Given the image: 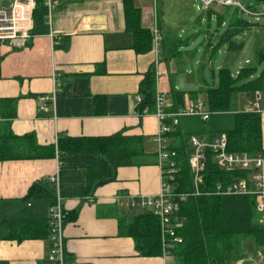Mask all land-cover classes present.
<instances>
[{
    "label": "crops",
    "instance_id": "0c3cea01",
    "mask_svg": "<svg viewBox=\"0 0 264 264\" xmlns=\"http://www.w3.org/2000/svg\"><path fill=\"white\" fill-rule=\"evenodd\" d=\"M58 2L51 21L47 14L37 21L33 12L32 37L26 47L0 45V112L7 116L0 122L9 121L18 136L33 134L38 145L53 147L54 153L51 157L0 161V223L25 219L47 223L55 198L50 178L57 175L66 211L64 242L68 263L175 264L171 255L141 256L134 238L119 230L117 215L128 210L116 201V196L157 195L161 190L159 145L155 140L157 105L141 111L137 101L141 83L154 68L156 96H166V111L182 110L199 100V94L206 95L209 50L213 49L209 63L214 67L219 57L215 51L220 46L218 53L224 57L217 68L220 72L228 67L236 78L239 70L252 65L249 59L247 66L238 61L245 44L243 31L253 32L257 58L264 25L251 22L252 15L236 7L216 5L204 11L199 4L191 5L190 0H175L173 13L156 0H134L142 13L141 25L151 31L153 38L152 49L138 53L132 48L134 35L127 30L123 0ZM194 6L202 10L203 16L199 18L192 11ZM212 17H217L220 25H228V29L217 47L213 44L217 37L211 38L196 71L189 68V61L199 53V22L211 21ZM235 25L239 34L234 32ZM205 37L209 39L208 32ZM181 77L194 88L182 89ZM233 111L260 113L264 149V85L235 94ZM182 123L187 120L183 118ZM119 133L132 138L131 145L137 153L141 145L142 153L131 156L133 164L119 166L115 178L106 182H101L103 156L99 152H61L58 147L60 138H98ZM35 184L41 196L29 198ZM49 249V235L23 241L0 239V264H47Z\"/></svg>",
    "mask_w": 264,
    "mask_h": 264
},
{
    "label": "trees",
    "instance_id": "16d2710c",
    "mask_svg": "<svg viewBox=\"0 0 264 264\" xmlns=\"http://www.w3.org/2000/svg\"><path fill=\"white\" fill-rule=\"evenodd\" d=\"M123 1L127 30L134 35L132 48L138 53L150 51L153 38L151 31L141 25V10L135 6L134 0ZM259 1L264 2V0ZM246 5L252 11H257L254 5L249 3ZM210 10L211 8L208 11ZM47 12L43 0H38L34 11L37 21L46 17ZM234 28L235 34H239L236 25ZM257 53V62H263L264 46H260ZM255 70L256 65L253 64L244 67L236 78L232 76L228 67L220 70L218 84L207 86L205 89L207 109L211 112L209 119L184 116L173 128L170 133L171 147L177 154L176 161L180 167L177 176L178 192L192 193L194 189V174L189 164L191 152L189 141L194 135L205 136L207 140L212 141L224 133L229 151L246 152L250 156L261 155L264 158L260 113L233 111L235 94L263 87L264 73L257 78L248 79ZM139 95L143 98L141 111L147 107L151 110L156 106L154 68L142 81ZM0 116L3 120L7 117L2 111ZM183 118L187 123H182ZM131 139L122 133L98 138H60L58 147L61 152L88 150L99 152L103 156L101 182H106L115 178L119 166L133 164L131 156L142 153L141 145L138 146V153L132 148ZM137 139L141 144V138L137 137ZM53 154V147L38 145L33 134L18 136L12 131L9 121L0 122V161L44 158ZM248 175L249 172L246 170L221 169L214 159V154L208 151L204 182L200 185L202 194H191L181 203L176 214L179 222L177 234L183 238V241L175 243L170 249L175 264H237L239 261H243V264H253L248 253L250 254L252 250L254 251L252 253H264V223L261 222L257 211L256 196L215 194L218 184L226 186ZM39 195L41 196V192H37L35 184L30 188L27 196L32 198ZM117 219L120 232L134 238L136 250L141 256L163 255L160 221L152 212L147 210L122 212L117 215ZM48 235V221L45 223L25 219L3 220L0 223V239L23 241Z\"/></svg>",
    "mask_w": 264,
    "mask_h": 264
},
{
    "label": "built area",
    "instance_id": "2783aa9c",
    "mask_svg": "<svg viewBox=\"0 0 264 264\" xmlns=\"http://www.w3.org/2000/svg\"><path fill=\"white\" fill-rule=\"evenodd\" d=\"M7 1L8 5H2ZM204 11L213 6L236 7L241 13L259 17L262 13L252 11L243 0H196ZM38 0H0V45H8L12 48L22 49L26 47L32 37L33 12ZM47 8V18L52 20L53 10L59 6L58 0H43ZM156 40H160L159 32L155 31ZM158 44V42H157ZM53 102L55 93L53 94ZM142 96L137 95V101L142 102ZM156 118L158 127L155 140L159 145L158 157L161 170V190L157 195H120L116 201L128 211H150L160 221L163 255H171L170 249L175 243H181L183 238L177 234L179 226L177 212L181 203L192 195H200V185L204 182V172L208 159V151L214 154L217 165L224 170H246L248 177L234 180L223 186L217 185L215 194H251L256 196V207L260 214V220L264 223V158L261 155L250 156L246 152H232L227 147L225 134L216 137L212 141L203 136H192L189 144L191 152L189 164L194 174V189L192 193L177 191V176L180 167L176 161V152L172 149V137L170 133L179 124L184 116H197L202 120H208L211 112L200 100L190 102L184 109L176 112H168L169 102L164 94L156 96ZM258 106V105H257ZM1 119V116H0ZM170 121V122H169ZM55 185V198L49 207V241L50 249L47 255V264H72L66 259L64 242V224L66 218L65 204L61 196L59 178L54 175L50 178ZM90 201L93 199L89 198ZM237 264H243L239 261Z\"/></svg>",
    "mask_w": 264,
    "mask_h": 264
},
{
    "label": "rangeland",
    "instance_id": "374dc122",
    "mask_svg": "<svg viewBox=\"0 0 264 264\" xmlns=\"http://www.w3.org/2000/svg\"><path fill=\"white\" fill-rule=\"evenodd\" d=\"M156 1L161 3L162 7L168 8V10L172 11L173 13L175 12V10H174L175 0H156ZM190 1H191V5L194 4L196 6V4H199V7H200V3L198 1H196V0H190ZM247 1H249V0H243L242 2L245 5H246V3L254 5L255 8L257 9V11L262 13L260 15L259 20H256V17H254V16H250L253 20H255V21L252 20L251 22L257 23L260 25H264V2L261 3L259 0H251L250 1L251 3H250ZM2 5L7 6L8 2L3 1ZM195 6H194V8H192V11L196 14H199V18H200L201 15L203 16V12L200 8H199V10H197V8ZM199 23H201L199 25V36L197 37V40H196L199 44V53L196 55L195 59H193L194 58V56H193V57H191L192 61H189V63L191 62L189 65V68L194 67L196 69V71H198V69H200L201 62L203 61L204 56L206 54V50L208 47H210L211 38L214 36L217 37L216 41L213 42L214 46L217 47L218 44L221 42L222 38L224 37V35L226 34L227 29H228V25L227 26L220 25V20H218L217 17H212L211 21L205 20V21H202ZM207 32L209 34L208 40L205 37ZM242 36H243L242 38L245 41L244 42L245 44H244V47L242 48V52L239 53L240 56H239L238 61L242 63V66H247L248 64L246 63V60L249 59V61H251V63L253 65H256V70L254 71V74H253V76H255L254 78H256V77L260 76V74L264 70V61L261 63H258L257 59L255 57V50H254V46H255V44H254L255 38L254 37L255 36H254L253 32L249 33V31H247V32L243 31ZM260 46H264V34H262L260 37V41L258 43V48ZM194 47H195V45L192 47L193 52H194ZM219 48H220V46L215 51L216 56H219V57H218V59H216V60H218V62L214 61V67L212 66L211 63H209V60L212 59L211 57L213 55V52H212L213 49L209 50V54H208V58H207V62H206V67H205V75H206L205 79L207 80L209 86H214L215 84H217V78H218V72H219V69L217 68V66L219 65V63H221V60L224 57L223 54L219 55V53H218ZM193 52H191V54ZM187 57H188L187 59L190 58V56L188 54H187ZM197 59H199V65H196ZM212 70H214V77L212 76ZM239 72H240V70H239ZM198 96H199V100L202 101L206 105V95H203L201 93ZM251 103L253 105L256 103L255 100L253 101V98L251 100ZM252 252H254V251L253 250L250 251V254L248 253V255H250L249 258H251L253 264H263L264 263V253H261V252L252 253Z\"/></svg>",
    "mask_w": 264,
    "mask_h": 264
},
{
    "label": "water",
    "instance_id": "95a60500",
    "mask_svg": "<svg viewBox=\"0 0 264 264\" xmlns=\"http://www.w3.org/2000/svg\"><path fill=\"white\" fill-rule=\"evenodd\" d=\"M179 83H180V87L182 89H186V90L193 89L194 86H195L193 84H187V83H185V81H184V79L182 77L179 79Z\"/></svg>",
    "mask_w": 264,
    "mask_h": 264
}]
</instances>
